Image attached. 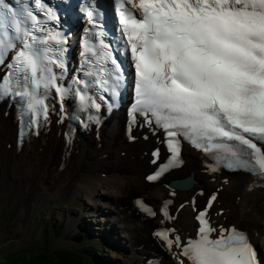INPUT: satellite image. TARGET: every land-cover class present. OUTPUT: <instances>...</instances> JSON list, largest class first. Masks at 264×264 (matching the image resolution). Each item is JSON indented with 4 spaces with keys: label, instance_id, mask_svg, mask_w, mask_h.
Returning a JSON list of instances; mask_svg holds the SVG:
<instances>
[{
    "label": "snow or ice",
    "instance_id": "snow-or-ice-1",
    "mask_svg": "<svg viewBox=\"0 0 264 264\" xmlns=\"http://www.w3.org/2000/svg\"><path fill=\"white\" fill-rule=\"evenodd\" d=\"M86 16L93 28L100 27L95 0ZM116 16L134 70L131 79L101 30L81 40V67L65 85L66 39L53 27L58 16L49 0H0V56L8 60L0 61L5 68L0 97L18 102L38 135L49 119L52 92L61 120L64 101L72 96L87 127L98 123L100 102H117L122 90L131 88L130 125L139 117L153 131L161 130L170 154L147 181L179 164L182 142L211 157V172L223 167L264 178V0H117ZM152 156L156 163L159 150ZM216 199L214 192L195 215L196 238L185 239L171 227L154 236L176 264H258L244 232L211 223L208 212ZM170 204L160 208L168 221L174 219ZM191 204L196 211L194 198Z\"/></svg>",
    "mask_w": 264,
    "mask_h": 264
},
{
    "label": "bare ground",
    "instance_id": "bare-ground-1",
    "mask_svg": "<svg viewBox=\"0 0 264 264\" xmlns=\"http://www.w3.org/2000/svg\"><path fill=\"white\" fill-rule=\"evenodd\" d=\"M109 126L101 132L98 141L80 137L69 150L64 146L63 137L58 134L59 127L51 125L40 135V139L32 140L28 148L16 153L11 111L7 118L0 113V181L4 186L11 183L25 197L28 205L35 206L42 198L59 195L76 182L81 168L80 156L89 151L97 158L92 162L105 163V173L103 178L97 177V172L91 174L93 181L83 188L86 203L84 213L92 216V222L97 227H115L118 238L125 245L122 248L125 253L123 264H140L148 255H163L164 252L151 237L157 218L149 221L137 215L133 209V199L143 194L151 203L160 204L168 199V191L161 183H144L143 174L149 170L148 156H141L140 144L125 143L119 133L123 132L120 125V129L115 124ZM92 142L100 146L99 150L92 149L91 152ZM8 143H12L10 149L5 147ZM103 155L105 159H101ZM61 161L63 168L60 170ZM202 171L199 157L189 154L183 167L169 174L168 178L172 179L192 174L196 181L189 190L175 192L172 202L188 201L199 187H203L205 193L220 190L214 207L225 209L227 222L246 229L251 241L257 243L262 240L264 188L249 189L250 179L241 174L216 177L210 182ZM188 210V207H184L175 221L176 227L184 233L194 228Z\"/></svg>",
    "mask_w": 264,
    "mask_h": 264
},
{
    "label": "rangeland",
    "instance_id": "rangeland-1",
    "mask_svg": "<svg viewBox=\"0 0 264 264\" xmlns=\"http://www.w3.org/2000/svg\"><path fill=\"white\" fill-rule=\"evenodd\" d=\"M81 161L77 180L69 189L62 190L59 195L42 198L34 207H28V201L11 183L4 186L0 181V260L14 253L29 255V251L38 254L50 248H74L76 243L73 236L80 229H85L87 232L84 235L82 233V245L93 244L101 250L97 254H106L113 264H121V253L112 255L113 249H108V243L100 240L102 236L99 232H105L103 228L90 226L91 218L83 212L86 205L83 188L93 181L91 174L96 173L98 168H104L105 163L92 162L93 157L88 154ZM101 170L103 169L98 170L99 173ZM62 220H66L64 228L58 236H53L54 229L51 230L50 225L64 222ZM89 231L98 232L89 236ZM109 231L118 237L115 227L107 228V232ZM110 237L114 239L113 235L108 234L107 239H111ZM117 240L121 242L119 238ZM104 248L106 249L103 251ZM121 250L123 252L122 248Z\"/></svg>",
    "mask_w": 264,
    "mask_h": 264
},
{
    "label": "trees",
    "instance_id": "trees-1",
    "mask_svg": "<svg viewBox=\"0 0 264 264\" xmlns=\"http://www.w3.org/2000/svg\"><path fill=\"white\" fill-rule=\"evenodd\" d=\"M78 240V237H75ZM10 254L6 255L3 260H0V264H89L90 257H94L91 254L89 247H85L79 250H47L43 253L34 254Z\"/></svg>",
    "mask_w": 264,
    "mask_h": 264
}]
</instances>
